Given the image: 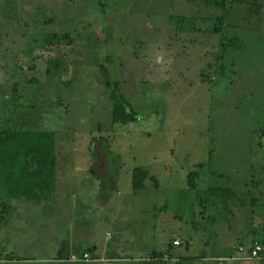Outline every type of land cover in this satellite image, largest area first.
<instances>
[{"label": "rangeland", "instance_id": "rangeland-1", "mask_svg": "<svg viewBox=\"0 0 264 264\" xmlns=\"http://www.w3.org/2000/svg\"><path fill=\"white\" fill-rule=\"evenodd\" d=\"M220 16L227 38L212 31ZM106 70L137 122L112 124ZM0 130L52 133L57 155L53 197L0 200V264H146L173 240L191 264H264L246 259L264 236V0L226 13L204 0H0Z\"/></svg>", "mask_w": 264, "mask_h": 264}, {"label": "trees", "instance_id": "trees-1", "mask_svg": "<svg viewBox=\"0 0 264 264\" xmlns=\"http://www.w3.org/2000/svg\"><path fill=\"white\" fill-rule=\"evenodd\" d=\"M208 6H213L219 9L222 13L229 11V8L234 5V0H204ZM175 17L173 15L170 16ZM204 22V20H201ZM186 19L183 16H178V23L184 26ZM225 17L216 18L213 23L214 33L220 34L223 38H227L225 31ZM182 26V27H183ZM202 29V28H201ZM196 32H200V28ZM239 38L228 39L227 43L231 49H237L239 46ZM52 62L49 63L51 66ZM106 75V87L110 89V99L113 103L111 114L112 124L127 125L139 120L138 113L126 100L125 96L119 91V84L112 82L109 71H104ZM224 75V74H223ZM222 76V74L220 75ZM15 92L18 88L15 86ZM214 150L210 153L213 156ZM202 168V165L198 166ZM57 155L56 145L52 133L41 131H17V130H0V200H23L28 198L31 201L39 202L49 200L55 195L57 188ZM148 177V172L142 167L135 168L132 171V189L134 192L144 188L145 180ZM198 173L192 172L188 176V183L191 190H196V180ZM209 195L216 193V189L207 190ZM234 196V191L226 188L222 192L221 203L224 210L229 209L228 200ZM261 241H260V240ZM178 242V244H175ZM252 246L249 249L250 254L257 251V259L264 260V236L253 239ZM185 247L189 248V243L185 242ZM179 241L173 240L168 244L169 254H161L154 251L151 257V263L146 264H191L193 258L174 257L171 253L173 247L182 246ZM242 245V244H241ZM244 245L239 247V252L244 251ZM90 255H92L90 253Z\"/></svg>", "mask_w": 264, "mask_h": 264}, {"label": "built area", "instance_id": "built-area-1", "mask_svg": "<svg viewBox=\"0 0 264 264\" xmlns=\"http://www.w3.org/2000/svg\"><path fill=\"white\" fill-rule=\"evenodd\" d=\"M175 244H178V242H175ZM258 255H257V251H253L251 253L250 256H248L246 259L247 260H253V258H257ZM236 259H240V258H236ZM82 260H85V261H92L93 260V257L90 255V253H84L83 256H82ZM229 259H220V262H222V264H227V261ZM105 264H111V261L112 260H103Z\"/></svg>", "mask_w": 264, "mask_h": 264}, {"label": "clouds", "instance_id": "clouds-1", "mask_svg": "<svg viewBox=\"0 0 264 264\" xmlns=\"http://www.w3.org/2000/svg\"><path fill=\"white\" fill-rule=\"evenodd\" d=\"M92 256V255H91Z\"/></svg>", "mask_w": 264, "mask_h": 264}]
</instances>
